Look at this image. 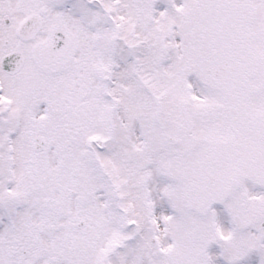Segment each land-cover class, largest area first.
<instances>
[{
  "label": "snow or ice",
  "instance_id": "obj_1",
  "mask_svg": "<svg viewBox=\"0 0 264 264\" xmlns=\"http://www.w3.org/2000/svg\"><path fill=\"white\" fill-rule=\"evenodd\" d=\"M0 264H264V0H0Z\"/></svg>",
  "mask_w": 264,
  "mask_h": 264
}]
</instances>
